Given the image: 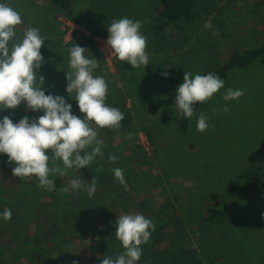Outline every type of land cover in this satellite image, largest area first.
Masks as SVG:
<instances>
[{
    "label": "rangeland",
    "instance_id": "1",
    "mask_svg": "<svg viewBox=\"0 0 264 264\" xmlns=\"http://www.w3.org/2000/svg\"><path fill=\"white\" fill-rule=\"evenodd\" d=\"M158 1L75 3L76 13L87 17L84 23L91 29L107 30L114 19L123 17L143 22L141 32L147 37L149 65L138 69L118 58L111 67L104 57V66L95 57L94 48L80 43V37H64L63 44L56 43L46 34L41 19V10L49 0H25L23 7L34 13L29 16L17 10L23 23L16 27L9 47L19 42L28 28L40 29L46 40L40 50L44 63L38 77H45L46 95L64 97L72 105L73 114L83 119L84 114L72 99L75 94L71 98L65 89L68 49L74 44L84 47L99 61L94 75L106 80V104L121 112L126 104L133 114V130L123 132L121 125L115 129L97 128L98 138L104 142V155L97 156L87 168L67 170L66 176L54 181L52 191L39 187L34 176H14L15 165L8 163L6 154H0V191L8 203L28 199V210L15 208L25 217L21 224L0 226V264H73L74 260L79 264H101L102 256L124 251L114 228L118 216L124 214H141L155 225L154 231L150 229V241L140 246L142 256L137 264H174L172 251L190 243L197 245L206 264L210 263L204 254L213 251L214 264H264V180L256 191L234 201L226 221L205 230L199 224L212 191H224L242 183L251 172L264 170V64L232 70L224 87L194 110L186 134L177 129L179 114L175 105L165 106L156 114L149 112L157 98L176 90L185 71L202 75L227 60L232 52L264 41V0H196V23L180 22L157 35L153 9ZM12 2L0 3L12 7ZM209 17L213 28L204 29ZM217 30L219 34L214 35ZM228 88L243 90L244 95L226 102L223 95ZM13 111L0 110V119L9 116L18 123L24 116L31 120L43 115L42 111L27 109L26 102ZM200 114L208 118L209 127L204 132L196 128ZM142 126L155 130L153 141L142 136ZM109 154L127 164L122 168L128 174L127 190L112 179L114 163L108 159ZM55 163L63 167L62 161ZM92 178L97 183L91 198L82 190L62 191L71 179L90 183ZM170 207L176 208L187 223L182 235L169 224Z\"/></svg>",
    "mask_w": 264,
    "mask_h": 264
},
{
    "label": "clouds",
    "instance_id": "2",
    "mask_svg": "<svg viewBox=\"0 0 264 264\" xmlns=\"http://www.w3.org/2000/svg\"><path fill=\"white\" fill-rule=\"evenodd\" d=\"M23 23L21 13L8 4L0 3V110L15 109L26 102V108L42 111L43 115L29 119L24 116L14 123L9 116L0 119V154H6L8 163L14 164L12 174L16 177H36L38 186L48 191L55 189L57 177L67 175V170L87 168L97 156H103V140L98 138L97 128H119L124 114L106 104L108 85L102 76L94 75L99 67L84 47L74 44L68 49L69 60L66 71V93L74 99L83 119L73 114L72 105L59 95L47 94L43 87L45 77L39 75L44 63L41 47L46 40L37 27H30L19 42L9 47V41L16 35V27ZM143 22L123 17L114 19L108 26L106 46L120 61H126L133 69L149 65L146 52L147 37L141 32ZM204 29H212V17L204 22ZM218 35V30L213 32ZM166 77L167 73H163ZM224 80L213 73L206 75L184 72L183 82L175 92V108L179 115L192 118L193 105L210 100L213 94L224 87ZM243 90L228 88L223 95L227 101L239 99ZM224 111H228L225 106ZM208 118L200 114L196 128L204 132L209 127ZM51 153V156L48 154ZM115 163L117 157L109 154ZM50 161L52 166L50 167ZM56 161H62L63 167ZM102 169H97L100 171ZM114 177L127 190L123 170H112ZM96 179L88 183L71 179L62 191L82 190L91 198L96 192ZM12 212L5 208L2 218L11 219ZM115 236L124 249L116 256L104 255L101 264H137L142 256V244L148 243L153 221L141 214L118 216ZM151 229V231H150ZM195 247V245H193ZM73 264H79L73 261Z\"/></svg>",
    "mask_w": 264,
    "mask_h": 264
},
{
    "label": "trees",
    "instance_id": "3",
    "mask_svg": "<svg viewBox=\"0 0 264 264\" xmlns=\"http://www.w3.org/2000/svg\"><path fill=\"white\" fill-rule=\"evenodd\" d=\"M9 0H0V2H5ZM25 0H13L12 6L16 10H21L25 12L28 16L34 13L27 11L23 7V2ZM76 0H49L48 5L41 10V19L45 27V32L50 37H52L56 43L59 45L63 44L64 33L59 29L58 16L66 15L76 21L86 22L87 17L82 16L75 11ZM196 0H159L157 5L153 9V30L155 34L159 35L163 33L167 28L172 27L180 22L187 24H194L197 21L198 13L196 11ZM95 32L108 34L107 30L101 31L94 26H91ZM79 41L81 44H88L94 48V54L101 63L106 66L104 56L102 52L94 45V41L80 37ZM264 64V41L259 44L251 45L244 50H236L231 53V55L223 63L211 66L206 69L202 75L208 73H213L219 76L223 80H227L230 76V72L237 68H247L253 64ZM107 67V66H106ZM175 91L171 92L165 97L157 98L154 103L149 107V112L156 114L161 108L165 106L175 105ZM201 103L197 102L193 105L194 110L198 109ZM13 109H10V112ZM124 119L121 121V126L123 132H130L133 130V114L131 109L125 104L123 112ZM190 118L178 115V131L181 134H186L189 131ZM142 132L151 141L154 140L155 130L146 126H142ZM137 148L142 149V146L137 144ZM117 162L114 163L112 169L115 168H125L127 166L124 161L117 157ZM143 167L142 163L139 165V170ZM125 180H128V174L123 173ZM112 179L117 180L114 177V172L112 174ZM264 180V170L253 171L249 176L240 184H232L228 186L224 191H212L209 197V205L204 210L203 214L200 215V227L202 229H207L210 226L217 225L218 222L226 221L231 213L232 205L234 201L239 197H245L246 195L256 191L260 183ZM101 187L106 188V185H101ZM6 197L3 191H0V226L16 225L21 224L22 220L25 218L22 214H19L15 208L25 207L28 210L25 203L28 201L24 198H19L16 200H11ZM8 204V209L11 210L12 216L9 221H5L2 218V213ZM167 218L172 229L182 235L187 230V223L182 219L178 210L174 207L168 209ZM68 224V223H67ZM68 226H70L68 224ZM71 227V226H70ZM69 228V227H68ZM69 230H72L69 228ZM99 231V230H98ZM194 243L187 244L176 250L172 251V258L175 261L174 264H206V261L199 254L198 247ZM214 252V251H213ZM212 252V253H213ZM212 253H206L204 256L209 260L210 264H214V258Z\"/></svg>",
    "mask_w": 264,
    "mask_h": 264
},
{
    "label": "built area",
    "instance_id": "4",
    "mask_svg": "<svg viewBox=\"0 0 264 264\" xmlns=\"http://www.w3.org/2000/svg\"><path fill=\"white\" fill-rule=\"evenodd\" d=\"M58 22L60 30L64 33L65 39L71 40L74 37H84L94 41L97 48L103 53L108 65L114 67L117 57L115 55L111 56V52L106 46L108 35L94 33V31L85 23L76 21L75 19L66 15L58 16ZM142 136L146 140V135Z\"/></svg>",
    "mask_w": 264,
    "mask_h": 264
}]
</instances>
